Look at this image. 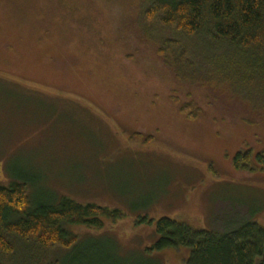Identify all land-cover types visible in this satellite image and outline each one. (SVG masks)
I'll return each mask as SVG.
<instances>
[{"label":"rangeland","instance_id":"obj_1","mask_svg":"<svg viewBox=\"0 0 264 264\" xmlns=\"http://www.w3.org/2000/svg\"><path fill=\"white\" fill-rule=\"evenodd\" d=\"M144 6L0 0V186L22 174L35 197L124 213L103 230L73 228L77 264H187L188 249L147 253L162 218L197 231L264 229L263 160L233 166L241 151L264 154V95L254 94L253 110L176 82L157 54L172 36L145 30ZM191 101L196 121L180 114ZM69 254L57 249L51 259L70 264Z\"/></svg>","mask_w":264,"mask_h":264},{"label":"trees","instance_id":"obj_2","mask_svg":"<svg viewBox=\"0 0 264 264\" xmlns=\"http://www.w3.org/2000/svg\"><path fill=\"white\" fill-rule=\"evenodd\" d=\"M140 2L145 5L141 16L145 30L162 38L172 36L157 54L176 82L211 90L230 100L234 97L256 109L251 104L254 94L264 95V0ZM180 114L196 121L201 109L191 101L181 106ZM131 139L154 142L153 137L142 134ZM254 153L253 149L237 153L234 168H255L256 157L263 160L264 168V154ZM13 177L15 181L8 187L0 186V264H62L51 259L57 249L70 251V264H77L81 245L74 227L103 230L107 222L124 219L118 209L83 205L58 194L35 197L25 175ZM152 222L140 220L141 224ZM155 233L158 241L147 249L149 254L184 248L191 251L187 264H264V229L256 223L246 222L222 233L197 231L162 218ZM109 242L119 254L116 242Z\"/></svg>","mask_w":264,"mask_h":264}]
</instances>
